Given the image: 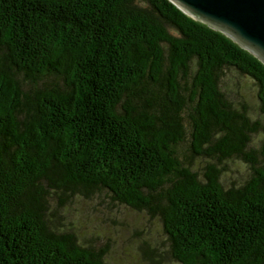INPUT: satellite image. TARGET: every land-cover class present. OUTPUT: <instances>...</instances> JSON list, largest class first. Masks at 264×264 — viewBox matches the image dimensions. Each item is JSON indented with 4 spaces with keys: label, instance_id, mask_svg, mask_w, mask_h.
I'll return each mask as SVG.
<instances>
[{
    "label": "trees",
    "instance_id": "obj_1",
    "mask_svg": "<svg viewBox=\"0 0 264 264\" xmlns=\"http://www.w3.org/2000/svg\"><path fill=\"white\" fill-rule=\"evenodd\" d=\"M103 191L152 264H264L263 61L171 0H0V264H108L53 223Z\"/></svg>",
    "mask_w": 264,
    "mask_h": 264
},
{
    "label": "rangeland",
    "instance_id": "obj_2",
    "mask_svg": "<svg viewBox=\"0 0 264 264\" xmlns=\"http://www.w3.org/2000/svg\"><path fill=\"white\" fill-rule=\"evenodd\" d=\"M240 91L256 106L253 87L244 86ZM260 136L257 134L255 139ZM186 147L185 144L183 149ZM196 161V167L202 171L205 161ZM230 166L232 170L225 177L227 185L231 180H239L240 172L246 169L245 164L239 162H231ZM52 206L55 211L53 223L74 231L81 242L106 250L108 264H152L149 255L158 258L162 253L166 256L168 240L159 218L114 202L104 191L89 197L74 196L63 204L53 200Z\"/></svg>",
    "mask_w": 264,
    "mask_h": 264
},
{
    "label": "water",
    "instance_id": "obj_3",
    "mask_svg": "<svg viewBox=\"0 0 264 264\" xmlns=\"http://www.w3.org/2000/svg\"><path fill=\"white\" fill-rule=\"evenodd\" d=\"M264 63V0H171Z\"/></svg>",
    "mask_w": 264,
    "mask_h": 264
}]
</instances>
